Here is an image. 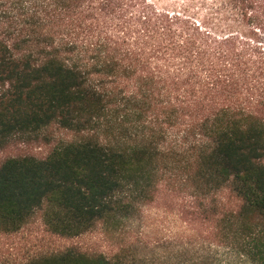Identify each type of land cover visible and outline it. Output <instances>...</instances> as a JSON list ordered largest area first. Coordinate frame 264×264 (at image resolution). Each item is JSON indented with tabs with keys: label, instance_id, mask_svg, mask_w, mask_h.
Masks as SVG:
<instances>
[{
	"label": "trees",
	"instance_id": "16d2710c",
	"mask_svg": "<svg viewBox=\"0 0 264 264\" xmlns=\"http://www.w3.org/2000/svg\"><path fill=\"white\" fill-rule=\"evenodd\" d=\"M260 34L264 0H0V147L75 134L0 162V234L39 210L60 235L117 225L165 190L206 221L227 198L264 264ZM14 264L134 263L67 247Z\"/></svg>",
	"mask_w": 264,
	"mask_h": 264
},
{
	"label": "rangeland",
	"instance_id": "374dc122",
	"mask_svg": "<svg viewBox=\"0 0 264 264\" xmlns=\"http://www.w3.org/2000/svg\"><path fill=\"white\" fill-rule=\"evenodd\" d=\"M259 37L264 46V35ZM74 138V132L53 124L38 137L15 138L0 147V162L18 155L42 158L57 143ZM220 199L225 206H220L214 221H206L192 214L188 196L160 190L153 201L135 207L119 224L98 222L74 236L51 232L39 210L19 231L0 234V264L67 247L134 264H263L239 251L252 244V232L233 223V205Z\"/></svg>",
	"mask_w": 264,
	"mask_h": 264
}]
</instances>
